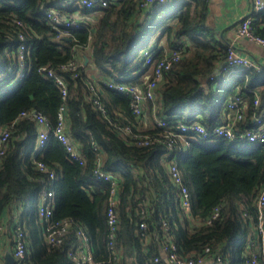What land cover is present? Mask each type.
I'll return each mask as SVG.
<instances>
[{"label":"trees","instance_id":"obj_1","mask_svg":"<svg viewBox=\"0 0 264 264\" xmlns=\"http://www.w3.org/2000/svg\"><path fill=\"white\" fill-rule=\"evenodd\" d=\"M81 1L0 0V131L10 130L0 159V225L5 219V233L13 236L19 216L30 264H75L69 251L80 241L78 230L87 234L97 264H168L162 251L172 243L182 255L202 256L206 264H218L219 257L222 264H252L253 251H258L251 242H258L255 200L264 182V146L223 137L200 138L185 150L177 143L174 152L190 190L194 216L204 220L220 207L212 223H193L181 204L179 186L163 163L167 145L137 142L145 135L164 133L165 127H142L130 106L131 93L111 88L106 81L134 85L144 81L151 67L140 50L148 48L142 41L160 31L170 50L183 45L185 50L156 88L155 112L149 99L143 119L146 113L150 119L154 114L179 115L188 122L199 114V121L211 130L228 122L226 102L238 91L248 102L246 119L239 123L244 131L253 126L256 87L259 108L264 106V66L233 67L229 77L215 76L230 43L207 37L208 0H168L148 7L141 5L144 0H107L105 6L92 0V7ZM151 7L157 11L150 23L139 21L138 14ZM51 8L66 18L78 9L82 16L98 13L97 22L79 28L54 25L46 15ZM252 16L253 31L264 37V12ZM22 44L26 46L24 76L17 80ZM80 46H90L87 57L98 81L82 61L76 70L62 69L77 57ZM155 50L154 59L165 48ZM44 66L65 78L66 98L55 79L39 71ZM62 105L69 136L84 156L83 163L70 158L54 134ZM24 110L42 112L51 124L38 152V123L32 116H21ZM39 162L48 169H40ZM98 163L120 177L114 236L107 215L111 185L95 176ZM48 188L54 189L51 221L68 222L59 244L45 238L46 221L37 203L29 209ZM255 264H264V258L258 255Z\"/></svg>","mask_w":264,"mask_h":264},{"label":"built area","instance_id":"obj_2","mask_svg":"<svg viewBox=\"0 0 264 264\" xmlns=\"http://www.w3.org/2000/svg\"><path fill=\"white\" fill-rule=\"evenodd\" d=\"M82 4H86L88 7L94 5L92 0H82ZM103 6L108 4L107 0H100ZM154 2L167 3L168 0H144L142 2L143 7H148ZM254 2V13L264 12V0H253ZM47 17L51 19L54 25L64 24L68 27H88V25L95 24L92 19L84 17L80 14L74 12L71 17H63L58 10L53 8L47 11ZM253 16L248 15L244 17L237 29L239 37H246L258 44L264 46V37L256 34L252 29ZM185 47L164 51L162 55L154 59L156 51L154 49L146 48L144 50V55L146 56V65H149L150 75L148 80L140 85L127 83V82H117L113 79L106 81V84L117 90L128 91L131 93L130 106L132 112L135 114L138 122L141 123L143 120V113L145 109L146 102L150 99L154 103L156 102V88L164 80L165 72L173 67L182 58V53ZM20 60H21V70L18 74L17 80L24 76V54L26 52L25 44L19 47ZM80 65V61L77 57L70 60L68 63L62 65V69L76 70ZM257 67L255 61L247 56H242L237 52L234 46L230 45L227 56L225 58L224 64L217 69L215 76L218 77H229L233 72V67ZM41 73L49 77H53L57 85L61 89L62 96L64 98L68 95V85L65 78L58 74L54 69H47L46 66L41 67L39 70ZM254 103H253V126L248 127L246 130H239V123L246 119L248 102L236 91L234 95L230 96L226 102V109L231 113L230 122L216 124L211 130H208L204 124L199 121V114H197L193 119L185 122L180 118L179 115H173L171 118H162L159 116L155 117V124L158 126L165 127L164 133H157L154 137L145 135V138H140L137 142L139 144H150L151 142L158 141L160 143H165L168 147L167 152L164 155L163 163L167 166L171 181L179 186L180 190V201L185 209L187 216L190 219L195 220V223H212L220 215V207L214 208L213 212L204 220L194 216L193 205L189 187L183 180L182 168L178 162V156L174 152V147L177 143L182 144L183 150L191 146L194 141L200 138H218L223 137L229 141H247L250 143H258L264 146V106H260V89L254 88ZM98 102V100H95ZM260 110L259 112L257 110ZM21 116L29 117L32 116L39 127V134L37 139V145L39 148H43L50 133L51 124L48 117L42 112L36 110H24ZM172 119V120H171ZM179 119V120H177ZM126 133H130V129L126 128ZM54 134L58 140H60L66 148V151L70 158L79 161V163L84 162V156L78 150L77 146L71 140L68 130H67V117L65 113V105H62L59 110L58 123L54 128ZM10 137V130L8 127L1 129L0 131V159L6 150V144L8 138ZM39 167L42 170H47L48 166L39 162ZM51 179L55 178V172L51 171L49 173ZM95 176L99 179L110 181V196H109V208H108V223L111 228V236H114V232L117 228L118 214L116 207L119 203L118 189L120 186V177L114 176L111 172L105 171L101 164L98 163L95 169ZM38 205L39 215L42 221H46L45 225V238L48 242L52 244H59L63 240V235L66 230L68 222L64 224L59 222H52L51 217L53 215V209L55 206L54 200V189L48 188L39 197L37 201L34 200ZM256 210H257V222L255 223L254 230L256 232V237L258 242H251V247L257 252L253 251L252 259L250 263H257L258 255L264 258V182L260 186L257 193L256 200ZM247 215V214H245ZM144 226V224H142ZM1 236L0 242L2 240V234L6 231L5 219L0 225ZM78 235L80 236V241L77 245L69 251V256L74 259L75 264H97L93 256V250L89 242L87 234L83 230H78ZM14 249L13 255L15 257V264H30L28 262L27 256V236L26 231L23 228L22 222L18 217L15 219V229L13 233ZM110 245L113 247L114 241H111ZM164 251L166 253L168 264H206V260L202 256L194 255H182L179 253L177 246L172 243L170 246H165ZM158 260V258H156ZM218 264H222V260L219 257L217 260ZM0 264H6V260L2 256L0 249Z\"/></svg>","mask_w":264,"mask_h":264},{"label":"crops","instance_id":"obj_3","mask_svg":"<svg viewBox=\"0 0 264 264\" xmlns=\"http://www.w3.org/2000/svg\"><path fill=\"white\" fill-rule=\"evenodd\" d=\"M181 1V0H180ZM208 6L206 8L205 13H207V25H208V38L211 39V41H224L229 42L230 45L234 46L235 49L239 54L242 56H247L255 61L257 64V69H261L264 66V46L261 44H258L246 37H239L237 33L238 26L241 22V20L248 16L252 15L254 13V2L253 0H208ZM157 11V8L151 7L147 10L141 11L137 19L139 21L145 22V24L150 23V20L155 17V13ZM77 14H80V10L75 11ZM81 15V14H80ZM97 15L95 14L94 17H88L87 15H83L84 17L92 19L93 23L97 22ZM158 33V32H156ZM191 44L188 38H184L183 42ZM165 48L164 51H170V49L167 47L166 43V36L158 37L156 41L151 45L148 46L149 49H158ZM157 52V50H155ZM90 52V46H80L77 49V57L79 58V61H82L84 65H87V72L89 75L93 78H96L98 81V74L95 72V70L92 67L91 60L89 59V63L85 64V57H87L88 53ZM225 61V60H224ZM224 61H221L217 68L214 71V74L216 73V70L221 67V65L224 64ZM264 69V68H263ZM151 71L148 70V73L143 75L144 81L136 83L137 85L143 84L148 80V76L150 75ZM217 85V84H216ZM257 88V87H256ZM157 99V98H156ZM158 102L154 104V112L157 108ZM227 114V121L230 122L231 113L229 111L226 112ZM155 117L156 114L153 115V118L150 119L148 114H145L144 119L142 120V127H149L155 125ZM38 139V137H37ZM40 151V148L37 145L36 142V148L35 152ZM19 218V216H16ZM188 217V216H187ZM189 218V217H188ZM16 219V218H15ZM20 219V218H19ZM190 219V218H189ZM193 223H195V220L191 219ZM12 240V241H11ZM14 240L13 236H8L6 233L2 234V240L0 242V249L2 256L6 260V253L9 251L13 254L14 249ZM162 255L166 257L165 251H162Z\"/></svg>","mask_w":264,"mask_h":264},{"label":"rangeland","instance_id":"obj_4","mask_svg":"<svg viewBox=\"0 0 264 264\" xmlns=\"http://www.w3.org/2000/svg\"><path fill=\"white\" fill-rule=\"evenodd\" d=\"M158 32H160V31H158ZM158 34L159 33H154L152 36H146L144 39H143V41H142V45H143V47H146V46H151L155 41H156V39H157V37H158ZM146 49V48H145ZM142 52H144V50L141 48L140 49ZM34 206V201H33V203H31V204H29V209H31L32 207Z\"/></svg>","mask_w":264,"mask_h":264},{"label":"water","instance_id":"obj_5","mask_svg":"<svg viewBox=\"0 0 264 264\" xmlns=\"http://www.w3.org/2000/svg\"><path fill=\"white\" fill-rule=\"evenodd\" d=\"M89 63V57H85V64ZM217 72V70H216ZM6 264H15V257L11 252L6 253Z\"/></svg>","mask_w":264,"mask_h":264}]
</instances>
